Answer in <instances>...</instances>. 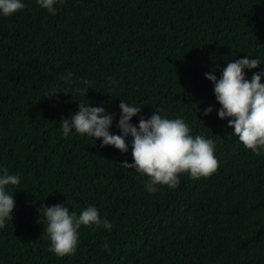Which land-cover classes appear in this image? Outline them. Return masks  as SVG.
Listing matches in <instances>:
<instances>
[{
	"label": "trees",
	"instance_id": "1",
	"mask_svg": "<svg viewBox=\"0 0 264 264\" xmlns=\"http://www.w3.org/2000/svg\"><path fill=\"white\" fill-rule=\"evenodd\" d=\"M22 2L0 15V169L20 177L7 188L15 208L0 229V264H264V152L219 119L205 78L245 56L262 62L246 79L264 71V0H62L54 15ZM121 100L213 140L217 170L152 194L147 176L119 166L133 162L130 136L121 153L63 135L79 103L114 114L109 131L120 135ZM57 204L77 215L94 206L112 229L82 226L76 252L58 257L37 222Z\"/></svg>",
	"mask_w": 264,
	"mask_h": 264
},
{
	"label": "clouds",
	"instance_id": "2",
	"mask_svg": "<svg viewBox=\"0 0 264 264\" xmlns=\"http://www.w3.org/2000/svg\"><path fill=\"white\" fill-rule=\"evenodd\" d=\"M62 0H37V3L49 13L55 14V5ZM26 5L22 0H0V15L10 17L23 10ZM234 60L227 63L219 79L206 73L205 78L214 85L216 101L220 104L218 117L227 120V127L234 129L233 135L238 137L242 145L255 155L264 152V71L254 73L251 80L245 78V69L257 68L262 62L257 59ZM70 76V74H69ZM65 79V77H61ZM112 81L113 78L109 77ZM90 85V81H84ZM115 82H113V85ZM86 95L84 89H77ZM57 95L53 88L47 93L48 98ZM121 110L117 127L120 135L111 134L109 129L114 120V114L106 113L103 107H92L79 103L78 111L68 119L62 118L60 126L63 135L75 131L80 135L102 141L101 147L113 146L121 153H127L131 137L132 163L123 161L121 168L134 169L137 173L147 176L146 191L155 194L157 186H168L175 189L180 183L181 174H188L192 179L211 176L218 168L215 158V142L203 135H191V128L181 118L168 119L160 115V109L153 111L149 118L140 115L142 108L129 105L121 100ZM212 107L203 110L208 116ZM139 115L138 127L130 123L134 116ZM202 122V121H201ZM0 229L7 221L13 220L15 201L7 190L8 186L20 183V177L9 174L7 168L0 169ZM38 223L44 225V233L50 239L48 251L58 257H65L76 252L79 243L81 227L112 229V224L105 218L101 219L99 211L89 206L79 215L70 212L65 205H54L39 209ZM105 249L108 245L105 244Z\"/></svg>",
	"mask_w": 264,
	"mask_h": 264
}]
</instances>
